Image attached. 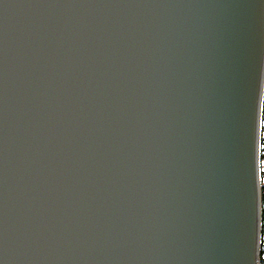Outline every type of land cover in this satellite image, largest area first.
I'll list each match as a JSON object with an SVG mask.
<instances>
[{"label": "water", "instance_id": "obj_1", "mask_svg": "<svg viewBox=\"0 0 264 264\" xmlns=\"http://www.w3.org/2000/svg\"><path fill=\"white\" fill-rule=\"evenodd\" d=\"M263 85L264 0H0V264H259Z\"/></svg>", "mask_w": 264, "mask_h": 264}, {"label": "trees", "instance_id": "obj_2", "mask_svg": "<svg viewBox=\"0 0 264 264\" xmlns=\"http://www.w3.org/2000/svg\"><path fill=\"white\" fill-rule=\"evenodd\" d=\"M260 145H259V162L264 159V85L260 109ZM264 172V171H263ZM263 174V173H261ZM260 263L264 264V183L260 185V246H259Z\"/></svg>", "mask_w": 264, "mask_h": 264}, {"label": "rangeland", "instance_id": "obj_3", "mask_svg": "<svg viewBox=\"0 0 264 264\" xmlns=\"http://www.w3.org/2000/svg\"><path fill=\"white\" fill-rule=\"evenodd\" d=\"M259 145H260V130H259ZM259 152H260V150L258 151V169H259V183H260V185L262 184V183H264V159L261 161V162H259ZM261 173H263V174H261ZM259 255H260V252H259ZM261 261H260V259H259V264H261L260 263Z\"/></svg>", "mask_w": 264, "mask_h": 264}, {"label": "bare ground", "instance_id": "obj_4", "mask_svg": "<svg viewBox=\"0 0 264 264\" xmlns=\"http://www.w3.org/2000/svg\"><path fill=\"white\" fill-rule=\"evenodd\" d=\"M258 151H259V140H258ZM258 175H259V169H258ZM257 187H258V184H257ZM259 246H260V244H259Z\"/></svg>", "mask_w": 264, "mask_h": 264}]
</instances>
